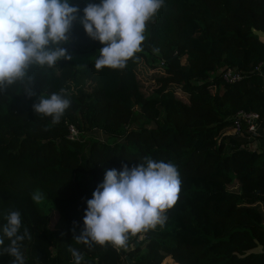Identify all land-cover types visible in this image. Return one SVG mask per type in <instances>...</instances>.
<instances>
[{"label":"trees","instance_id":"16d2710c","mask_svg":"<svg viewBox=\"0 0 264 264\" xmlns=\"http://www.w3.org/2000/svg\"><path fill=\"white\" fill-rule=\"evenodd\" d=\"M67 53L95 50L76 64L32 66L38 96L61 94L70 106L59 123L37 114L36 97L17 82L0 92V238L11 211L21 213L26 264H264V149L228 133L238 108L258 113L264 136V86L255 69L264 61V0H163L146 23L142 51L122 69H96L103 47L79 18ZM163 63L160 64V61ZM241 77L224 81L219 68ZM68 124L77 132L67 136ZM99 130L117 140L89 139ZM172 163L181 181L178 200L154 229L129 236L127 247L73 239L83 230L86 201L105 172L142 163ZM52 205V217L32 194ZM3 246H0L2 248ZM13 258L0 254V264Z\"/></svg>","mask_w":264,"mask_h":264},{"label":"clouds","instance_id":"9594fccd","mask_svg":"<svg viewBox=\"0 0 264 264\" xmlns=\"http://www.w3.org/2000/svg\"><path fill=\"white\" fill-rule=\"evenodd\" d=\"M163 6V0H100L88 3L79 18L86 35L103 47L95 61L96 69H122L129 59L142 51L146 23ZM80 9L69 0H0V92L17 82L24 85L27 97H36L32 105L37 114L59 123L70 100L52 93L47 98L34 90L32 66L55 67L61 59L70 60L66 45ZM180 177L175 165L145 157L134 167L107 170L103 182L87 200L83 230L73 239L91 246L111 244L127 247L129 236L163 226L167 209L175 205L180 192ZM34 201L43 196L32 194ZM3 226L0 254L13 258L12 264H26L22 242L31 239L22 229L21 213L11 211ZM74 264H81L83 254L70 248Z\"/></svg>","mask_w":264,"mask_h":264},{"label":"built area","instance_id":"2783aa9c","mask_svg":"<svg viewBox=\"0 0 264 264\" xmlns=\"http://www.w3.org/2000/svg\"><path fill=\"white\" fill-rule=\"evenodd\" d=\"M163 63V60L160 61V64ZM255 69L262 77L263 86H264V61H259L255 65ZM219 75L222 80L230 82L235 81L241 77L240 72L232 66H223L220 67ZM231 127L228 131L229 134L237 137L244 136L248 139L251 138V135L260 136L261 129L259 125L258 113L254 110H247L244 108L236 109L231 115ZM76 128L72 124H68V133L67 136L72 138L76 135Z\"/></svg>","mask_w":264,"mask_h":264},{"label":"rangeland","instance_id":"374dc122","mask_svg":"<svg viewBox=\"0 0 264 264\" xmlns=\"http://www.w3.org/2000/svg\"><path fill=\"white\" fill-rule=\"evenodd\" d=\"M256 32L260 38H264V34L261 31L256 30ZM94 54H95V50H93V49H87V50L81 51V52L75 51L74 49H71L69 51V55H71L74 63H76V64H80V63L86 61L90 57L94 56ZM85 136L89 139L98 138V139L106 140V141H111V140L114 141V140L118 139V136L111 137V136H108V135L102 133L99 130H93L92 132L86 133ZM256 137H264V136L263 135H260V136L251 135V139H255ZM248 145H251V144L248 143ZM39 202H40V204H42L44 206L46 212L52 217V214H53L52 205H50L49 203H46L43 200H40ZM160 264H176V263L173 262L169 257H166L161 261Z\"/></svg>","mask_w":264,"mask_h":264},{"label":"crops","instance_id":"0c3cea01","mask_svg":"<svg viewBox=\"0 0 264 264\" xmlns=\"http://www.w3.org/2000/svg\"><path fill=\"white\" fill-rule=\"evenodd\" d=\"M264 34V32H262ZM237 138L241 141H246V144L249 147H261L262 149H264V137H256L255 139H251L250 137L245 138L244 136H237ZM250 140V141H249Z\"/></svg>","mask_w":264,"mask_h":264}]
</instances>
